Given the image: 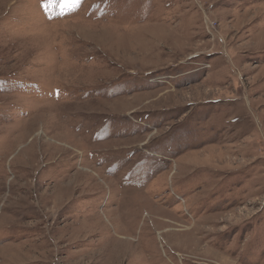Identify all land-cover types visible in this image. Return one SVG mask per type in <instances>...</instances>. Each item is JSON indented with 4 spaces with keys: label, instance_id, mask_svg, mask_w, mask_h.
<instances>
[{
    "label": "rangeland",
    "instance_id": "rangeland-1",
    "mask_svg": "<svg viewBox=\"0 0 264 264\" xmlns=\"http://www.w3.org/2000/svg\"><path fill=\"white\" fill-rule=\"evenodd\" d=\"M0 264H264V0H0Z\"/></svg>",
    "mask_w": 264,
    "mask_h": 264
}]
</instances>
